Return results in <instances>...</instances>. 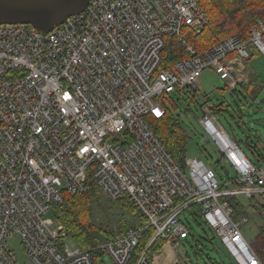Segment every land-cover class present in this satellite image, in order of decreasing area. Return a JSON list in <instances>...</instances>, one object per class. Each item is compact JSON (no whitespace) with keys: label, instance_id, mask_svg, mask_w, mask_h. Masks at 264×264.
Returning <instances> with one entry per match:
<instances>
[{"label":"built area","instance_id":"2783aa9c","mask_svg":"<svg viewBox=\"0 0 264 264\" xmlns=\"http://www.w3.org/2000/svg\"><path fill=\"white\" fill-rule=\"evenodd\" d=\"M201 1L89 0L46 33L0 25V264H18L13 240L30 264H93L90 250L51 215L65 194L92 183L110 200L126 197L145 219L100 246L115 264L129 262L149 226L152 238L134 264H155L147 247L186 238L185 211L207 224L236 264H264L241 233L248 215L233 217L228 201L263 202L264 165L220 125L215 104L204 100L199 123L235 171L221 183L200 158L185 154L184 167L176 163L145 120L164 114L172 92L198 89L203 70L234 90L250 50L264 56L261 20L246 39L232 35L198 52L187 35L207 24ZM170 39L185 55L159 69Z\"/></svg>","mask_w":264,"mask_h":264},{"label":"rangeland","instance_id":"374dc122","mask_svg":"<svg viewBox=\"0 0 264 264\" xmlns=\"http://www.w3.org/2000/svg\"><path fill=\"white\" fill-rule=\"evenodd\" d=\"M254 53L260 54L256 49H251L249 57L244 61V70L242 72L245 75L243 84L246 86L250 82V77L255 75V72L249 67L248 63ZM196 84L198 89H188L184 93L182 91H174L165 100L166 107L171 109L175 107L184 133L188 136L186 157L200 158L206 166L214 169L220 183L229 180L233 176L234 171L231 165L221 155V151L212 137L199 123V118L202 114L200 106L204 100L208 99V102L216 103L219 99L224 98L232 108H236L237 106L241 110L242 115L228 108L221 112L215 111L216 119L240 145L242 150L248 152L251 162L264 165V93L260 95V99H257V103H253L250 98L247 100L248 103L245 104L236 98L233 99V96L226 90V81L219 78L212 69L203 70ZM255 136L262 142L263 148H261V151L263 157L250 153L247 149L246 143H256L257 138L255 140ZM100 197L101 206L96 208V204H94L95 213L92 220L96 225L112 231L113 235L109 238L121 235L128 227H133L138 223H145V219L144 221H140L141 217L138 212L136 213V211H132L127 206H123L119 201L110 200L103 193ZM247 211L246 213L250 219L247 224L241 227V233L246 241L251 243L256 236L258 226L262 224V219L252 208H248ZM181 218L186 221L191 234L186 239H179L176 245H169L163 239L164 245L168 246L172 254L171 258L164 260V264H182L184 262L186 264H236L235 260L230 257L221 243L219 237L215 236L213 231L195 212L191 214L185 211L181 214ZM70 240L73 242L71 238ZM11 245L15 250L18 264H30L19 243L13 240ZM165 246L160 251L154 252V258L151 256L150 259L153 258L154 261L157 256L163 254ZM180 258L181 260H179ZM93 259L95 264H115L114 260L107 253L95 256Z\"/></svg>","mask_w":264,"mask_h":264},{"label":"trees","instance_id":"16d2710c","mask_svg":"<svg viewBox=\"0 0 264 264\" xmlns=\"http://www.w3.org/2000/svg\"><path fill=\"white\" fill-rule=\"evenodd\" d=\"M200 8L207 18V24L202 28L200 34L188 33L187 35L188 42L193 44L198 52H203L219 40L232 35L246 39L249 30L256 24V20H261L264 23V0H202ZM184 55L183 49L173 39H170L161 51L159 69L171 66L174 61ZM222 103L214 105V111L221 112L223 109L219 106ZM145 120L160 138L173 160L181 167H184L188 136L184 133L175 107L171 109L165 106V112L161 117L155 118L147 115ZM246 146L250 153L255 152V142L246 143ZM244 152L248 156V152ZM101 195L102 192L92 183L87 191L65 194L62 202L51 206V215L63 226L66 234L73 242L80 248L90 250L93 264H95L93 258L104 253L100 246L111 239L109 237L113 235L110 229L96 225L92 220L95 206L96 208L101 206ZM117 201L122 203L123 206L132 209V211L138 212L126 197H121ZM228 201L233 209V217L235 218L248 212V208H252L261 216L262 224L258 226L256 236L251 245L264 263V201L254 198L247 199L243 196H232L228 198ZM94 204L96 205L94 206ZM139 215L141 217L140 221H144V217L140 213ZM153 232V226L145 228L141 241L132 252L127 264L135 263L139 253L143 251L151 240ZM163 244V239L156 238L146 249L148 258L150 259L154 252L160 251L163 248ZM182 264H186V262Z\"/></svg>","mask_w":264,"mask_h":264},{"label":"water","instance_id":"95a60500","mask_svg":"<svg viewBox=\"0 0 264 264\" xmlns=\"http://www.w3.org/2000/svg\"><path fill=\"white\" fill-rule=\"evenodd\" d=\"M89 0H0L1 24H29L46 33L71 15L80 13Z\"/></svg>","mask_w":264,"mask_h":264},{"label":"crops","instance_id":"0c3cea01","mask_svg":"<svg viewBox=\"0 0 264 264\" xmlns=\"http://www.w3.org/2000/svg\"><path fill=\"white\" fill-rule=\"evenodd\" d=\"M248 63H249V67L252 68L253 71L255 72V75H252L250 77V82L247 84V86L245 84H243V83H239L237 85V88L234 89V90L229 89L226 86V90L228 91V93L231 96H233V99L236 98L239 101H243L244 104L248 103V101H247L248 98H250L253 103L254 102L257 103V99H260V95L262 93H264V57L262 55H260V54L257 55V54L254 53ZM254 89H256V90H254ZM252 90L255 91V92H253ZM251 91L253 93H250ZM221 102H223L219 106V107H221V109L225 110V109L231 108L232 110L237 112L239 115H242L241 110L238 109L237 106H236V108H232L231 105L224 98L219 99L214 104L217 105V104H220ZM254 138L256 140L257 137H254ZM261 143L262 142H260V139L257 138L256 143H255L256 146L254 148L255 152L253 153V154L258 155L259 157H263V153L261 151V148H263V147H262ZM221 155H222V153H221ZM233 171H234V169H233ZM234 174H235V171H234Z\"/></svg>","mask_w":264,"mask_h":264},{"label":"bare ground","instance_id":"6f19581e","mask_svg":"<svg viewBox=\"0 0 264 264\" xmlns=\"http://www.w3.org/2000/svg\"><path fill=\"white\" fill-rule=\"evenodd\" d=\"M124 198V197H123ZM141 224V223H140ZM145 224V223H144ZM133 226V225H132ZM63 227V226H62ZM129 228V227H128ZM65 231V230H64ZM118 235V234H117ZM120 236V235H119ZM170 249L168 248V246H165V249H164V251H163V254H161V255H159V256H157L156 257V259L154 260V263L155 264H161L162 262H164V260L166 259V260H168V258H171L172 256V254H171V252L169 251ZM132 255V254H131ZM162 260V261H161ZM179 260H181V258L179 259ZM186 260V259H185ZM182 261H183V259H182Z\"/></svg>","mask_w":264,"mask_h":264}]
</instances>
